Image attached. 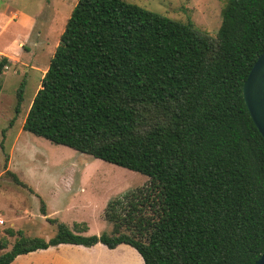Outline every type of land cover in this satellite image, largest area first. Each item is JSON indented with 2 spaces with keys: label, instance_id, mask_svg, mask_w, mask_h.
Listing matches in <instances>:
<instances>
[{
  "label": "trees",
  "instance_id": "trees-1",
  "mask_svg": "<svg viewBox=\"0 0 264 264\" xmlns=\"http://www.w3.org/2000/svg\"><path fill=\"white\" fill-rule=\"evenodd\" d=\"M263 51L264 0H228L215 37L124 0H77L23 130L149 183L107 203L108 233H74L57 219L47 240L8 229L15 239L0 243V264L96 244L127 245L143 264H254L264 252V139L242 85ZM8 64L0 57V78Z\"/></svg>",
  "mask_w": 264,
  "mask_h": 264
},
{
  "label": "rangeland",
  "instance_id": "rangeland-1",
  "mask_svg": "<svg viewBox=\"0 0 264 264\" xmlns=\"http://www.w3.org/2000/svg\"><path fill=\"white\" fill-rule=\"evenodd\" d=\"M149 11L216 36L221 12L228 0H124ZM77 0H0V57L8 66L0 90V243L8 248L14 237L49 239L57 219L83 235L108 233L103 218L107 203L149 183L147 176L56 145L23 130V123L66 21ZM24 82L23 100L15 113L16 93ZM8 172L24 182L17 185ZM44 208L45 215L41 213ZM4 250L0 249V253ZM143 264L127 245L113 250L60 246L17 257L12 264Z\"/></svg>",
  "mask_w": 264,
  "mask_h": 264
},
{
  "label": "water",
  "instance_id": "water-1",
  "mask_svg": "<svg viewBox=\"0 0 264 264\" xmlns=\"http://www.w3.org/2000/svg\"><path fill=\"white\" fill-rule=\"evenodd\" d=\"M242 97L250 118L264 139V51L253 63L242 85ZM254 264H264V252Z\"/></svg>",
  "mask_w": 264,
  "mask_h": 264
},
{
  "label": "crops",
  "instance_id": "crops-1",
  "mask_svg": "<svg viewBox=\"0 0 264 264\" xmlns=\"http://www.w3.org/2000/svg\"><path fill=\"white\" fill-rule=\"evenodd\" d=\"M60 246H66V245H59L58 247H60ZM67 246H70V245H67ZM72 246V245H71ZM58 247H52V248H49V249H47V250H41V252H46V251H48V250H51V249H53V248H58ZM75 247H80V248H83V249H89V250H98V248H101V249H104L105 248V246H103V245H101V244H96L95 246H93V247H90V248H85V247H82V246H75ZM108 249V248H107ZM22 256H25V255H22ZM19 257V256H18ZM63 264H67L66 262L65 263H63Z\"/></svg>",
  "mask_w": 264,
  "mask_h": 264
}]
</instances>
